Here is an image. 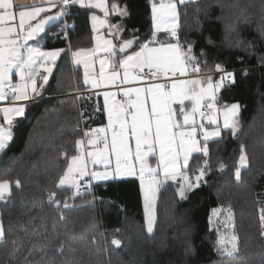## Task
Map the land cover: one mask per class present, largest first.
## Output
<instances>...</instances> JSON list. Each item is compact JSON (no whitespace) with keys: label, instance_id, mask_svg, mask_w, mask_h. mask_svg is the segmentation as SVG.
Returning <instances> with one entry per match:
<instances>
[{"label":"snow or ice","instance_id":"6c2138e0","mask_svg":"<svg viewBox=\"0 0 264 264\" xmlns=\"http://www.w3.org/2000/svg\"><path fill=\"white\" fill-rule=\"evenodd\" d=\"M148 4L151 25L141 36L138 29L126 28L125 19L131 11L120 0H0V154H7L16 129L39 105L62 54L70 56L74 64L84 67L85 92L105 89L103 105L95 111L106 114L107 124L83 130L73 142L74 154L62 151L65 167L57 178V188L71 195L61 200L56 191H51L48 202L57 209L61 204L69 208L68 199L90 195L94 181L135 177L143 200V229L152 239L159 222L162 192L174 188V195L184 201L209 183L206 177L213 170L211 159L217 147L226 134L239 138L242 106L238 102L222 104L219 98L221 90L236 83L235 73L212 60L207 48L197 52L195 41L181 36L182 16L188 17L190 7L195 6L198 26L201 12L207 15L200 0H148ZM77 5L86 10L91 21L94 46L74 51L69 44L67 48L45 50L44 34L56 25V35L62 33V38L68 39L69 29L74 26L67 23V17ZM17 9L18 24L14 23ZM218 19L225 20L224 43L242 46L234 44L231 35L239 23L247 22L245 11L231 21L223 16ZM260 33L264 36V26ZM206 45L214 47L215 43L208 38ZM259 60L264 65V56ZM84 95L80 93L76 98L83 99ZM249 164L246 146L241 143L234 164L236 181L242 179ZM100 165L103 169L97 170ZM226 167L220 163L218 171L224 173ZM13 185L22 186L19 179H0V203H10ZM213 218L225 230L232 229L225 234L217 228L215 245L218 256L227 258L220 264H228L240 252L231 206L212 209L210 225ZM60 219H64L62 212ZM259 221L260 236L264 238V208L259 209ZM23 231V237L12 234L0 220V242L10 246L5 264H65V242L58 235L52 238L57 241L54 246L41 244L37 261L30 236L35 234L43 240L48 237L35 229L31 233ZM122 243L120 239L111 240L117 248ZM160 247H165L163 242ZM194 254L186 233L184 255Z\"/></svg>","mask_w":264,"mask_h":264},{"label":"trees","instance_id":"16d2710c","mask_svg":"<svg viewBox=\"0 0 264 264\" xmlns=\"http://www.w3.org/2000/svg\"><path fill=\"white\" fill-rule=\"evenodd\" d=\"M120 2L127 3L131 11L125 19L126 28L138 29L141 36L147 34L151 25L148 0ZM200 6L207 12L205 15L202 11L198 17L201 26L194 19L192 6L188 17L182 16L181 36L195 41L197 52L207 48L211 59L223 63L227 70H238L236 83L221 90L219 98L222 104H241L239 138L226 134L211 159L213 170L206 177L209 183L187 200H179L174 188L162 192L159 222L152 239L143 229V200L137 178L97 183L94 193L82 199H68L71 207L61 204L57 209L48 202V193L56 191L61 200L71 195L70 191L57 188V178L65 167L62 151L74 154L73 142L82 135L78 130L81 115L88 118V129L106 121L102 111H95L102 106L96 96H84L80 104L71 96L77 83L80 89L85 87L81 71L73 67L70 56L62 54L39 105L16 129L7 154H0V179H19L22 185H13L10 203H1L0 220L6 230L11 229L20 237L24 236V229L30 233L35 229L48 237L43 240L35 234L30 236L37 261L41 244L54 246L57 241L52 238L58 235L65 242V264H220L227 258L216 252L218 232L210 225L209 217L212 209L230 205L240 252L228 264H264L259 221V209L264 208V65L259 60L264 56V36L260 33L264 26V0H200ZM242 10L247 22L239 23L231 35L234 44L242 46H229L223 41L225 20L218 17L231 21ZM70 11L68 21L74 26L70 36L72 49L93 47L86 10L74 7ZM57 33L59 25L45 34L46 49L69 46L63 34ZM208 38L214 41V47L206 45ZM244 70H248L247 75ZM241 143L246 146L250 164L242 172V179L236 181L234 164ZM220 163L227 166L224 173L218 171ZM186 233L195 249L191 257L184 255ZM113 238L120 239L122 246L112 245ZM161 242L165 247H160ZM9 251V244L0 242V264H5Z\"/></svg>","mask_w":264,"mask_h":264},{"label":"built area","instance_id":"2783aa9c","mask_svg":"<svg viewBox=\"0 0 264 264\" xmlns=\"http://www.w3.org/2000/svg\"><path fill=\"white\" fill-rule=\"evenodd\" d=\"M68 18L69 17H67V23L69 24V21H68ZM70 25V24H69ZM73 32V28H70L69 29V32H68V39H65L67 42H68V44H70V36H71V33ZM228 71H233L234 73L235 72H237L238 70H228ZM214 78H216V79H218V74H214ZM80 93H85V95L84 96H88V95H90L91 93H97V94H95V95H91V97H95V96H97L98 95V91H96V90H89L88 92H85V89L84 90H82V89H80L79 88V86H78V83L76 84V90L71 94V96H74L75 98L80 94ZM77 99V98H76ZM41 100V99H40ZM77 102L80 104V102H81V99H77ZM87 123H88V118H86L85 116H83V115H81V117H80V124H79V126H78V129L82 132L83 130H85V129H88L87 128ZM91 167V166H90ZM95 182H93L92 183V188H91V193H94L95 192Z\"/></svg>","mask_w":264,"mask_h":264},{"label":"crops","instance_id":"0c3cea01","mask_svg":"<svg viewBox=\"0 0 264 264\" xmlns=\"http://www.w3.org/2000/svg\"><path fill=\"white\" fill-rule=\"evenodd\" d=\"M20 2H24V0H20ZM75 7H79L78 5L77 6H75ZM18 11H19V9H17V20L16 21H14V23H17L18 24ZM53 11H55V9L53 10ZM98 14H100V13H98ZM102 15V14H101ZM113 22L115 23V22H117V21H114L113 20ZM44 36H45V34H44ZM94 44H95V41H94ZM94 44H93V46H94ZM42 45H43V48L45 49V50H49V49H46V47H45V41H44V39H43V41H42ZM92 48V47H91ZM102 55V54H101ZM72 60V59H71ZM72 65H73V67L74 68H76V69H79L80 71H81V73H82V84H83V76H84V67H83V65L82 64H80V65H76V64H74L73 62H72ZM96 74L97 75H99V63H98V61H97V63H96ZM84 86V85H83ZM85 87V86H84ZM91 90H96V91H98V95L96 96V98H98V99H100V101H101V103H102V105H103V95H102V93H103V91L105 90V89H91ZM109 90H112V91H116V89H109ZM42 98V97H41ZM40 98V99H41ZM3 102H0V104H2ZM105 117H106V114H105ZM107 124V117H106V121H105V124L104 125H100L99 127H103V126H105ZM96 127H98V126H96ZM96 127H94V128H96ZM98 127V128H99ZM95 183L97 184V182L95 181ZM104 183V182H103Z\"/></svg>","mask_w":264,"mask_h":264},{"label":"rangeland","instance_id":"374dc122","mask_svg":"<svg viewBox=\"0 0 264 264\" xmlns=\"http://www.w3.org/2000/svg\"><path fill=\"white\" fill-rule=\"evenodd\" d=\"M221 121H222V117H221ZM99 127V126H98ZM98 127H96V128H98ZM91 166V165H90ZM92 167V166H91ZM103 169V166L102 165H100V166H98V169L97 170H102ZM132 178H135V177H128V178H124V179H132ZM124 179H119V180H124ZM109 181H113V180H109ZM95 182V181H94ZM97 183H103V182H108V181H96ZM0 205H1V203H0ZM0 215H1V209H0ZM221 218H223V217H221ZM212 225H213V227L214 228H219V232H221V233H225V234H227V232H230L232 229L230 228V229H228V230H225L224 229V227L223 226H220V225H217V223H216V221H215V218H213V223H212Z\"/></svg>","mask_w":264,"mask_h":264}]
</instances>
